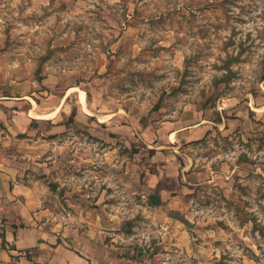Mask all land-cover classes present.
<instances>
[{"label": "rangeland", "instance_id": "1", "mask_svg": "<svg viewBox=\"0 0 264 264\" xmlns=\"http://www.w3.org/2000/svg\"><path fill=\"white\" fill-rule=\"evenodd\" d=\"M263 60L264 0H0V100L68 128L15 163L96 216L95 264H264Z\"/></svg>", "mask_w": 264, "mask_h": 264}, {"label": "crops", "instance_id": "2", "mask_svg": "<svg viewBox=\"0 0 264 264\" xmlns=\"http://www.w3.org/2000/svg\"><path fill=\"white\" fill-rule=\"evenodd\" d=\"M5 98L0 100V152L5 153L0 155V264H13L16 259L20 264H95L99 258L86 237L92 233L90 228L100 224L96 216L89 210L85 215L69 210L62 218V212L51 208L56 195L46 180L49 176H34L14 160L23 152V158H37L43 174L52 173L47 164L56 165L63 145L60 134L68 130L67 126L44 115H33L38 103L29 95ZM42 121H49L50 127L41 132L43 136L34 137L39 132L34 131L35 125ZM47 143L54 153L45 157ZM160 192L152 193L160 196L162 204L149 205L164 204ZM9 207L15 209L14 220L10 219Z\"/></svg>", "mask_w": 264, "mask_h": 264}, {"label": "trees", "instance_id": "3", "mask_svg": "<svg viewBox=\"0 0 264 264\" xmlns=\"http://www.w3.org/2000/svg\"><path fill=\"white\" fill-rule=\"evenodd\" d=\"M262 67H263V80H264V60H263ZM161 202L162 201H161L159 195H157L155 193L150 194L149 203L154 204V205H160V204H162ZM3 245L6 247V241L3 242Z\"/></svg>", "mask_w": 264, "mask_h": 264}]
</instances>
